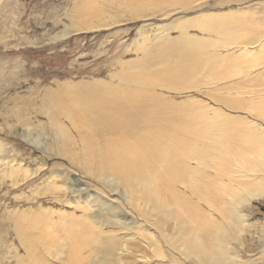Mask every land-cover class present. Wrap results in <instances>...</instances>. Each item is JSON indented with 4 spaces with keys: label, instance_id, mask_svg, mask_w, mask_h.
<instances>
[{
    "label": "bare ground",
    "instance_id": "bare-ground-1",
    "mask_svg": "<svg viewBox=\"0 0 264 264\" xmlns=\"http://www.w3.org/2000/svg\"><path fill=\"white\" fill-rule=\"evenodd\" d=\"M230 3L247 4L178 15ZM254 10L264 2L72 0L51 11L68 23L40 43L178 17L157 22L156 35L137 27L132 43L145 38L147 49L135 79L113 72L0 97V131L69 165L31 191L65 204L60 212L0 209L36 229H14L19 253L0 219V264H264V147L253 141L264 139V58L237 65L264 49V12L251 18ZM180 88L204 98L165 94ZM26 172L13 157L0 162L13 185Z\"/></svg>",
    "mask_w": 264,
    "mask_h": 264
},
{
    "label": "rangeland",
    "instance_id": "rangeland-1",
    "mask_svg": "<svg viewBox=\"0 0 264 264\" xmlns=\"http://www.w3.org/2000/svg\"><path fill=\"white\" fill-rule=\"evenodd\" d=\"M261 1L264 2V0ZM71 2L72 0H0V44L8 42L6 48L0 47V70H2L0 71V87H2L0 97L3 96V99H5L6 95L14 96L15 92H18L20 96H25V93L30 89L54 88L55 85L65 81H89L91 78L97 77L108 80L110 73L113 72L129 75L132 79H135L143 74V70L134 71L132 68L140 66L141 58L144 56L143 50L147 49V47L145 48V44H147L145 38H139L141 44L137 50L132 43L137 36L136 29L139 25L147 23L149 32L156 35L159 33L158 26H155L158 24L157 22H172L178 15L193 17L201 11H221L228 9V7L238 8L247 4L230 3L220 8L218 6L209 8L210 6L206 4L193 11L168 16L164 20H159L157 17H151L149 20L136 18L124 24H119V28L116 27L117 29L108 28L95 33H81L49 43H40V41L46 42L56 32L62 30L64 24L68 23L67 18L51 19L49 13L51 11L58 13L60 8L70 5ZM254 11L251 18L255 17L262 20L264 15H262V12L264 11L260 13ZM248 14L250 15V13ZM249 15L246 14L245 17ZM252 20L255 21V19ZM195 28L190 26L187 31L193 36L204 33L200 28ZM113 30L119 33L112 34ZM169 34L175 38L184 35L175 29L170 30ZM146 38H149V36L147 35ZM204 45L203 48L206 49V46L210 48L211 42ZM180 47L182 48L184 45ZM162 50L164 51V48ZM261 50L256 51L255 55L252 56L253 58H240L237 65L245 60V63L248 62L250 65L251 63L261 62L264 60L262 59L264 58V52ZM136 59L137 62L132 65ZM166 60L164 59V61ZM159 61L161 62V60ZM5 89L6 91H4ZM179 90L181 94H176L177 90H168L169 92L166 93L163 91V93L174 95L177 101L187 99L190 94L197 98L203 96L192 91L185 92L181 88ZM1 101L0 98V103ZM253 141H256L255 143L260 141L263 145L261 143L254 144L251 140L254 144L252 146L257 145L259 147L262 145L264 147V139ZM12 157L20 161L22 168L27 171L26 177H18V183L15 185L11 184L9 178L0 179V209L7 206L9 209L34 210L39 207V203L46 210L54 212H60L62 208H65V204L58 201L52 202V199L46 195L33 199L32 197L35 194H32L31 191L39 185L40 181L53 176L58 168H65V165L69 167L67 162L58 158L44 159L41 157L40 149L33 150L30 145L23 141L21 135L1 130L0 162L7 161ZM73 200V198L69 199V201ZM67 209H70V207ZM0 215L1 221L3 220L2 222L5 224V239L15 241L18 252L22 253V249L15 239L14 229L27 232H33L36 229L26 221H18V225H16L14 219L3 218V210H0Z\"/></svg>",
    "mask_w": 264,
    "mask_h": 264
}]
</instances>
